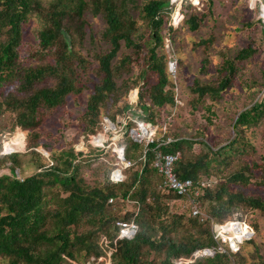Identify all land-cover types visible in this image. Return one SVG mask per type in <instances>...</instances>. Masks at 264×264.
<instances>
[{
    "label": "trees",
    "instance_id": "obj_1",
    "mask_svg": "<svg viewBox=\"0 0 264 264\" xmlns=\"http://www.w3.org/2000/svg\"><path fill=\"white\" fill-rule=\"evenodd\" d=\"M171 6V0H0V133L18 129L11 139L25 134L22 149L0 153V169L10 170L0 174V264H246L242 252L218 250L213 221L223 223L243 209L264 214V196L246 192L264 187V162L242 158L252 147L247 130L264 121V100L237 115L235 137L226 144L206 137L217 116L215 105L234 86L240 64L258 52L253 42L225 55L215 80L197 79L191 85L192 111L204 110L207 125L185 132L171 115L164 137L153 143L130 134L123 138L126 159L134 164L123 169L124 180L112 179L118 168L113 163L95 167L96 180L87 181L84 169L102 151L85 153L71 144L54 151L48 165L38 150L40 145L49 150L42 127L71 95L90 92L87 106L71 123L84 133H96L103 114L116 122L118 114L131 112L156 124L166 106H178V84L162 50L164 30L175 29L169 24ZM185 6L183 21L196 32L211 9L196 12ZM32 17L41 23L27 58L35 63L22 55ZM91 17L105 20L99 40L108 44L93 53L85 50L88 40L95 44L98 39ZM216 40L211 34L195 42L206 51L203 73H209ZM134 87H140L139 113L127 100ZM170 136L175 140L166 143ZM25 147V153L13 152ZM158 151L179 154L175 172L181 179H217L200 197L207 217L173 209L172 201L189 199L160 187L162 175L154 164ZM24 154L32 155L37 171L18 177ZM130 203L136 210L123 214L118 205ZM131 219L139 225L136 235L118 239V222ZM224 228L239 235L245 225L229 221ZM207 248L215 254L196 255Z\"/></svg>",
    "mask_w": 264,
    "mask_h": 264
},
{
    "label": "rangeland",
    "instance_id": "obj_2",
    "mask_svg": "<svg viewBox=\"0 0 264 264\" xmlns=\"http://www.w3.org/2000/svg\"><path fill=\"white\" fill-rule=\"evenodd\" d=\"M254 3V0H214L213 4L210 0H171L172 10L169 24L173 25L175 29L171 31L166 28L164 30L165 45L162 50L168 55L169 62L174 58L178 60V73L174 80L178 84L177 98L179 97L183 104H178L175 107L168 105L164 108L159 122L152 124V129L156 131L157 138L164 137V132L170 127L168 122L173 118L171 115L175 118L176 126L184 129L185 132L190 133L194 127L199 128L207 125L204 110L192 111L190 102L193 98L190 90L191 85L197 79L201 81L215 80L216 70L223 57L225 55H235L252 42L258 52L240 64L234 86L215 105L217 116L214 118V124L210 125L208 129L206 140L218 145H224L232 140L235 137L233 125L237 115L254 102L264 100V28L260 20V3L258 1L257 7L254 6ZM187 4H190L196 12H210L211 9V13L196 32L191 31L183 21L184 14L182 12ZM181 13L182 19L179 21ZM91 18L98 39L95 44L88 40L85 44V50L93 53L97 48H107L108 44L99 40L100 33L105 28V20L102 17ZM40 26V21L35 17H32L26 26L25 41L22 47V55L25 59H29V51L32 46L36 45V32ZM211 34L216 35L217 40L210 52L212 63L209 73H203L200 69L206 51L203 46H197L195 42ZM123 50H127L125 45H123ZM28 59L27 61L35 63V60L30 61L31 59ZM156 78L157 76L153 75L151 80L154 82ZM134 90H137V98L135 99L131 95ZM139 92L140 87H134L127 95V100L133 105V109L137 110V113L142 112L141 109H137ZM89 95L90 92L85 93L81 98L74 95L69 96L65 106L59 108L55 115L46 120L42 127L45 132L43 142L49 144L50 148L47 150L44 145H40L38 150L44 154L43 160L48 165L54 162L52 160L54 151L68 147L71 144L77 150H82L85 153L92 149L102 151L99 156L92 158L91 167L84 169L87 181L93 183L96 180V175L93 174L95 167L101 165L103 168H107L108 165L113 163L117 165L119 160L118 150L123 148L121 144L123 138L127 134L135 138L136 134L132 130L139 131L142 127L149 126L150 122L142 121L138 115L134 116L131 112L127 115L118 114L116 122L103 114L100 129L96 133H84L71 123L76 114L87 106ZM107 118L114 123V126L107 121ZM130 121L133 122L131 126L129 125ZM16 131L0 133V153H8L6 151L23 148L25 134H20L15 139H11ZM25 131L28 136L29 131ZM99 134L105 136H101L100 141L96 142L95 136ZM247 135L252 147L249 148L247 154L242 155V158H253L264 162V121L260 125L248 129ZM195 149L200 151V144H197ZM13 152L25 153L27 148ZM23 158L24 167L23 169L17 168L18 177H26L37 171V166L32 161L31 154H24ZM2 173H10V170L0 169V174ZM213 179L215 182L217 181L216 178ZM246 192L259 193L264 196V187L246 188ZM118 206H120L123 214L136 210L133 203ZM172 207L178 211L192 213L187 199L172 201ZM203 212L208 216L204 210ZM242 212L240 215L227 219L223 224L239 220L251 225L254 230L252 238L240 244V250L238 249L236 252H242L246 264H264V214L256 209H243Z\"/></svg>",
    "mask_w": 264,
    "mask_h": 264
},
{
    "label": "built area",
    "instance_id": "obj_3",
    "mask_svg": "<svg viewBox=\"0 0 264 264\" xmlns=\"http://www.w3.org/2000/svg\"><path fill=\"white\" fill-rule=\"evenodd\" d=\"M258 1L260 3L259 4L260 20L264 28V2L262 0H255L254 6L257 7ZM169 69L172 76L176 78V75L178 73L177 59L174 58L170 60ZM178 103L183 104V102L179 99H178ZM107 121L111 123L108 118ZM152 126H153L152 123H150L148 126L149 131L146 134L143 133V129H142L143 127L139 131H136L135 139L141 142H145L146 144L153 143L155 142V140H158L159 138L156 137V131L152 129ZM173 140H175V138L170 136L167 138L166 143L172 142ZM122 149L118 150L120 161L117 163L118 168H116V170L112 174V179L114 181L124 180L126 175L124 174L123 169L133 165L131 161L124 159L122 157ZM178 159H179L178 153H164L161 151L157 152L154 164L162 175V182L160 184V187L162 189L173 191L181 196L187 197L189 199L193 215L202 216L203 218H205L207 217V215L200 208V197L204 193L205 188L211 187L215 183V180L214 179L194 180L192 178H186V179L179 178L175 172V164ZM109 202L111 203L114 202V198H110ZM231 222L241 223V224L243 223L245 225V228L241 230V233L239 235L234 234L231 230L225 229L224 228L225 224L213 221L215 238L218 241V250H220L221 252L227 250L236 252L240 248V244L252 238V235L254 234V230L251 225L245 222H241L239 220H233ZM118 225H119L118 239L133 238L136 235L139 228L138 222L135 219L120 220L118 222ZM106 242L108 243V240H106ZM203 253L208 255H213L215 254V249L207 248L203 251L199 250L196 252V255H200ZM180 263L186 264L182 261L176 262V264H180Z\"/></svg>",
    "mask_w": 264,
    "mask_h": 264
},
{
    "label": "water",
    "instance_id": "obj_4",
    "mask_svg": "<svg viewBox=\"0 0 264 264\" xmlns=\"http://www.w3.org/2000/svg\"><path fill=\"white\" fill-rule=\"evenodd\" d=\"M63 33L65 34V36H66V38H67V40H68V42H69V44H70V47H72V38H71V36L66 32L65 29H63ZM110 122H111L112 126H114V123H113L112 121H110ZM136 131H138V130H136V129H133V130H132L133 133L136 132ZM122 157H123L124 159H126L124 149H122ZM180 264H183V263H180Z\"/></svg>",
    "mask_w": 264,
    "mask_h": 264
},
{
    "label": "bare ground",
    "instance_id": "obj_5",
    "mask_svg": "<svg viewBox=\"0 0 264 264\" xmlns=\"http://www.w3.org/2000/svg\"><path fill=\"white\" fill-rule=\"evenodd\" d=\"M133 99L137 98V90H134L132 93H131ZM143 129V133L146 134L149 130H148V126H145L142 128ZM105 140V139H104Z\"/></svg>",
    "mask_w": 264,
    "mask_h": 264
},
{
    "label": "crops",
    "instance_id": "obj_6",
    "mask_svg": "<svg viewBox=\"0 0 264 264\" xmlns=\"http://www.w3.org/2000/svg\"><path fill=\"white\" fill-rule=\"evenodd\" d=\"M264 1V0H263ZM254 2H255V0H254ZM255 4V3H254Z\"/></svg>",
    "mask_w": 264,
    "mask_h": 264
}]
</instances>
